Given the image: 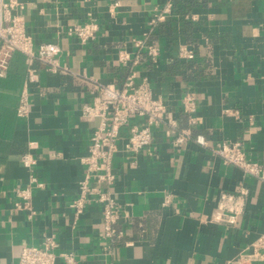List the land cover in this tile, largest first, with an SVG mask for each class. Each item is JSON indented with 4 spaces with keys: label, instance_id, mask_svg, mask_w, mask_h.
<instances>
[{
    "label": "crops",
    "instance_id": "1",
    "mask_svg": "<svg viewBox=\"0 0 264 264\" xmlns=\"http://www.w3.org/2000/svg\"><path fill=\"white\" fill-rule=\"evenodd\" d=\"M20 1L34 48L58 44L57 59L67 71L51 73L35 64L39 81L29 86L24 118L16 115L24 55L14 53L0 78V264H17L23 246H40L48 235L57 242L54 264H65L62 252H72L75 264H225L264 232V180L245 176L211 151L223 140H240L247 157L264 167V0H203L156 24L169 0ZM88 12L99 29L80 44L66 30ZM167 20L171 34L154 36ZM134 39L159 46L158 59L153 62ZM183 43L194 46L192 66L177 58ZM122 50L129 55L125 63L117 59ZM129 75L148 81L168 103L177 129L189 128L191 138L178 145L166 125L154 126L150 147L132 155L123 150L128 126L121 129L112 159L116 179L100 186L123 205L114 226L121 235L105 238L100 203L88 201L78 216L71 206L98 123L85 120L81 108L92 102L98 84L120 86ZM188 93L195 97L192 116L200 120L193 125L181 108ZM130 122L143 120L132 116ZM197 134L208 147L194 141ZM26 153L36 159L31 168L21 161ZM30 174L41 186L31 188L30 211L16 210L14 203L22 200L14 189L26 188ZM241 186L248 195L238 224L208 221L220 192Z\"/></svg>",
    "mask_w": 264,
    "mask_h": 264
},
{
    "label": "built area",
    "instance_id": "2",
    "mask_svg": "<svg viewBox=\"0 0 264 264\" xmlns=\"http://www.w3.org/2000/svg\"><path fill=\"white\" fill-rule=\"evenodd\" d=\"M115 6L118 2L114 3ZM24 3L20 0H0V78L6 76L10 60L14 53L24 55L26 72L20 91L16 115L19 118L26 117L30 112L29 86L39 81L38 70L35 64L42 65L48 72H66L67 68L61 66L57 55L60 47L56 43L42 42L34 48L31 35L26 31L24 20L20 14ZM173 14L172 0L164 6L161 13L153 20V23L164 21ZM185 18L197 19L194 14H186ZM99 29V22L91 12L81 22L71 24L66 34L77 38L80 44H86L95 38ZM137 48L145 47L151 60L155 62L159 56V46L148 43L145 40L134 39ZM195 57L194 46L191 43L179 45L177 58L183 61ZM117 59L125 63L129 55L125 51H119ZM181 108L188 113L191 125L200 122L192 116L195 110V97L193 93L185 94L181 99ZM81 115L85 120H98L97 125L89 138L87 154L82 159L85 166V174L79 183L78 195L71 201L75 215L82 213L85 204L94 199L101 204L102 231L105 238L120 236L115 224L122 218L123 205L116 202L109 191H100V186H110L116 179L112 171V159L118 150V140L121 129L128 126L127 138L123 144L126 153L135 155L151 145L152 128L158 125H166V133H174V142L184 144L191 138L189 128L177 129L176 120L169 109L166 100L155 96L146 79L139 82L134 80V75H129L120 85L98 84L97 93L92 102L83 104ZM132 116H137L143 123L130 122ZM194 141L203 147L208 143L202 134H197ZM213 154L229 165L239 168L245 176H251L264 180V167L256 160L249 159L240 140H223L211 147ZM22 163L31 168L36 164V159L29 153L21 157ZM32 170V169H31ZM96 182V186H90V181ZM41 186V183L30 174L29 185L26 188H15V195L21 198L14 203V209L31 210L30 196L32 186ZM248 195L246 186H241L238 191H224L219 194L217 204L207 217L208 221L236 226L243 213L245 198ZM164 203H168L165 198ZM206 219V218H205ZM56 239L53 235L45 236L40 246H23L17 264H54L56 259ZM61 257L65 264H75L72 252H62ZM264 263V232L256 236L248 246L241 251L236 258L228 260L225 264H255Z\"/></svg>",
    "mask_w": 264,
    "mask_h": 264
},
{
    "label": "trees",
    "instance_id": "3",
    "mask_svg": "<svg viewBox=\"0 0 264 264\" xmlns=\"http://www.w3.org/2000/svg\"><path fill=\"white\" fill-rule=\"evenodd\" d=\"M205 3L203 0H172V9L173 13H177L178 15H182L183 13L189 12L193 8H197L202 6ZM171 25L170 21L167 20L165 22L160 23L157 25V28L154 32V36H160V35H170L171 34ZM192 60L183 61V63H187L188 66H192Z\"/></svg>",
    "mask_w": 264,
    "mask_h": 264
}]
</instances>
